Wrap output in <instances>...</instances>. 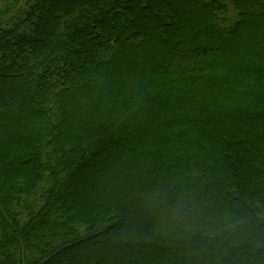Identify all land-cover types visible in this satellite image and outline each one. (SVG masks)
Segmentation results:
<instances>
[{
  "label": "trees",
  "instance_id": "obj_1",
  "mask_svg": "<svg viewBox=\"0 0 264 264\" xmlns=\"http://www.w3.org/2000/svg\"><path fill=\"white\" fill-rule=\"evenodd\" d=\"M3 1L0 264H264V0Z\"/></svg>",
  "mask_w": 264,
  "mask_h": 264
},
{
  "label": "rangeland",
  "instance_id": "obj_2",
  "mask_svg": "<svg viewBox=\"0 0 264 264\" xmlns=\"http://www.w3.org/2000/svg\"><path fill=\"white\" fill-rule=\"evenodd\" d=\"M3 3H4V1H3V0H0V4L2 5ZM240 45H242L241 42H240ZM237 51H238V49H237V50H233V52H235V53H236ZM211 214H212L211 212L208 213V215H211ZM219 214H220V213H219ZM217 216H218V213H217ZM221 216H222V215H221ZM219 217H220V215H219ZM259 254H260V253H258V256H260ZM224 264H228V263L225 262Z\"/></svg>",
  "mask_w": 264,
  "mask_h": 264
}]
</instances>
